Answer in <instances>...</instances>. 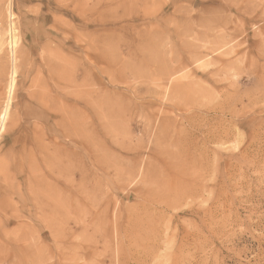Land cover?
Segmentation results:
<instances>
[{"label": "rangeland", "instance_id": "obj_1", "mask_svg": "<svg viewBox=\"0 0 264 264\" xmlns=\"http://www.w3.org/2000/svg\"><path fill=\"white\" fill-rule=\"evenodd\" d=\"M9 97L0 264H264V0H0Z\"/></svg>", "mask_w": 264, "mask_h": 264}, {"label": "bare ground", "instance_id": "obj_2", "mask_svg": "<svg viewBox=\"0 0 264 264\" xmlns=\"http://www.w3.org/2000/svg\"><path fill=\"white\" fill-rule=\"evenodd\" d=\"M9 35H11V40H10V45H11V50H12V53H14L13 49L14 47L16 46L17 44V41H16V38L13 36V31L12 29L10 30L9 32ZM15 75H16V71L13 69L12 71V74H11V77H10V90H9V94L11 96V94L13 93L14 91V86H15ZM11 101V97H9V100H8V103H7V106H6V109L4 110V112L1 114V125H0V131L2 132L3 129H4V124L7 120V116H8V108H9V103Z\"/></svg>", "mask_w": 264, "mask_h": 264}]
</instances>
